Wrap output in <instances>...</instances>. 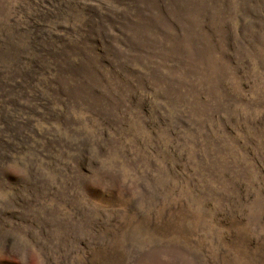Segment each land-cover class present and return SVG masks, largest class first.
Masks as SVG:
<instances>
[{
  "label": "rangeland",
  "instance_id": "374dc122",
  "mask_svg": "<svg viewBox=\"0 0 264 264\" xmlns=\"http://www.w3.org/2000/svg\"><path fill=\"white\" fill-rule=\"evenodd\" d=\"M0 264H264V0H0Z\"/></svg>",
  "mask_w": 264,
  "mask_h": 264
}]
</instances>
